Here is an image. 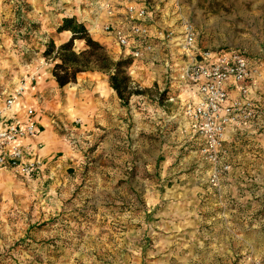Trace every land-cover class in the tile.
<instances>
[{"label": "rangeland", "instance_id": "rangeland-1", "mask_svg": "<svg viewBox=\"0 0 264 264\" xmlns=\"http://www.w3.org/2000/svg\"><path fill=\"white\" fill-rule=\"evenodd\" d=\"M98 1L0 0V109L48 81L42 53L55 32L44 26L61 13L86 19ZM176 1L183 19L171 36L190 26L193 58L237 51L253 76L264 73V0ZM91 82L99 85L52 94L59 119L49 128L72 146V161L33 176L0 170V264H264V128L225 141L216 167L201 156L185 160L186 172H160L163 143L167 154L178 151L176 125L166 124L175 111L168 92L178 90L165 80L141 88L148 93L131 97L114 127L98 77Z\"/></svg>", "mask_w": 264, "mask_h": 264}, {"label": "crops", "instance_id": "crops-1", "mask_svg": "<svg viewBox=\"0 0 264 264\" xmlns=\"http://www.w3.org/2000/svg\"><path fill=\"white\" fill-rule=\"evenodd\" d=\"M145 2V0H99L93 7H88V18L77 19L87 25L86 27L89 29V33L92 31L94 32V39L106 47L113 60L125 58L132 59V66L128 70V73L130 76H133H131L133 86L140 89L151 88L154 84H159V82L165 80L164 87L169 84L168 87H174V89L178 90L177 95L168 92L171 96L168 97L167 101L168 103H173L171 106H174L175 111L173 112L172 110L169 113L170 117L166 115L168 118L166 124L170 123L169 127H171V125H176L177 139L175 142H171V147L178 151L174 154H167L165 152L167 144L163 143L162 153L159 152L157 158H163L160 172H186V159L192 163L193 159L199 160V158H201L200 148L203 144V140L181 114V106H183V104H196L200 99L196 88L190 84H186L185 81L181 79L184 76L185 70L191 65L193 60L188 54H185L175 46L174 40H172L173 38H168L170 36L169 33H171V35L178 33L177 28L181 30L180 26L182 23L180 24V21L183 19V16H181V13L177 12L175 8L177 5L176 0H152V2L149 3L152 10L142 22L146 24L150 38H152L151 42L155 47L152 50L146 51L143 47L138 45V40L133 37L131 33L132 26L134 23H137L139 19L136 11L141 9ZM130 10L132 11L131 13ZM99 13L103 14L102 18L99 20L101 25L97 24L98 18H95ZM72 16L76 17L73 13H61L56 17L52 26H44V31H47L48 34L55 32V35H50V39H52L56 45L66 41L70 36V34L65 31L56 33V27L60 24L62 17ZM115 29L127 33L129 37V46L127 49L118 48L112 42L113 31ZM47 38L48 37H45L44 39ZM75 44L83 45L82 42H75ZM135 51L140 53L139 57H133L132 54ZM179 54L183 56H179ZM184 55H186L187 58L184 59ZM81 75L84 78L78 76L77 82L73 86L77 88H85V86L97 87L99 85L97 82L90 83V81L98 77L100 81V90H102L103 93V96L99 100L104 107L102 113L105 117V123L107 121V115L114 112V127H118L120 120L117 121V117L123 113V108H127L128 105L124 106L119 101L115 92L109 87L107 76L97 72H87ZM48 77V81L44 85L33 87L31 92L32 96L29 97L22 92L21 94L27 97L24 99L22 96L23 99L21 102L15 100V104L12 108L4 112L2 117L3 121L7 123L24 126L27 121L25 111L28 108H32L34 110L32 119L35 124L36 134L32 138L20 141L19 145L25 150L26 158H36L38 160L39 172H58L57 167L64 166L69 161H72L74 154L71 150L72 146L69 145V150L66 149L64 138L56 133L53 126L49 128V124L52 125L54 120V114H52V112L55 111L54 107H56L58 103L56 100L58 98L52 94L53 92L58 94L59 88L55 84L51 71L49 70ZM247 85L249 88L246 100L251 106V116L249 119L243 120L241 112L234 113L233 118L235 120L239 119L240 123L236 126L234 121L230 122V125L226 127L224 131L223 143L225 141H232L238 133L243 131L255 133L264 128V73L259 69L258 74H255ZM48 86L50 90L47 88ZM49 92L50 94H48ZM227 95L228 101L226 106H230L241 100V94L235 86H229L227 88ZM142 98L143 97L140 98V101L143 100ZM57 112L60 113L61 110H57ZM162 112L165 114L164 111ZM58 119L59 116L57 114V119L55 120L58 121ZM135 126L138 128L137 122ZM186 149L190 150L187 156L184 155L185 153H181V150L185 151ZM154 165L155 161L152 162L153 169ZM4 170L7 171L8 169H2L1 171L5 172ZM14 173L21 175L19 172Z\"/></svg>", "mask_w": 264, "mask_h": 264}, {"label": "built area", "instance_id": "built-area-1", "mask_svg": "<svg viewBox=\"0 0 264 264\" xmlns=\"http://www.w3.org/2000/svg\"><path fill=\"white\" fill-rule=\"evenodd\" d=\"M136 13L139 18L138 22H140L146 18L149 11L144 6ZM138 22L132 26L133 37L138 40V45L146 51L154 49L155 45L151 42L152 38H150L148 28ZM169 35L168 38L171 39V33ZM112 37L119 48L127 49L129 46V37L126 32L115 29ZM172 40L177 48L192 57L193 62L187 67L181 79L186 84L194 86L200 97L196 104H183L181 114L203 140L200 148L201 156L211 166L216 167L226 127L232 121L236 126L240 123L239 119L233 118V114L241 112L243 120H247L251 116V106L247 102L246 96L249 88L247 84L253 77L254 70L250 61L237 51L203 53L198 54V60L193 58V53H187L195 46V34L190 26L184 27L182 37ZM132 55L136 58L140 56V53L135 51ZM229 86L238 88L241 100L226 106ZM14 104L15 99L9 98L3 109H0V170L8 169L26 176H33L39 172V162L36 158H26V152L19 142L32 138L36 134L32 119L34 110L26 109L27 121L24 126L10 124L3 121L2 116Z\"/></svg>", "mask_w": 264, "mask_h": 264}, {"label": "trees", "instance_id": "trees-1", "mask_svg": "<svg viewBox=\"0 0 264 264\" xmlns=\"http://www.w3.org/2000/svg\"><path fill=\"white\" fill-rule=\"evenodd\" d=\"M64 31L70 34L69 38L58 45L49 39L42 53L44 60L52 65L51 75L59 89L76 84L81 74L97 72L107 76L109 87L124 106L129 104L131 97L148 93L147 89L132 85L128 75L132 59L113 60L106 47L90 35L84 23L74 16L62 17L56 33ZM75 42H82L83 49L76 50Z\"/></svg>", "mask_w": 264, "mask_h": 264}]
</instances>
